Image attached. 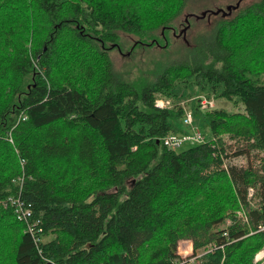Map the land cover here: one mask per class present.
Here are the masks:
<instances>
[{"label":"trees","instance_id":"1","mask_svg":"<svg viewBox=\"0 0 264 264\" xmlns=\"http://www.w3.org/2000/svg\"><path fill=\"white\" fill-rule=\"evenodd\" d=\"M213 1L0 0V264H174L183 240L194 264H264V0L193 13ZM180 86L238 109L181 150ZM23 173L38 245L5 203Z\"/></svg>","mask_w":264,"mask_h":264},{"label":"built area","instance_id":"2","mask_svg":"<svg viewBox=\"0 0 264 264\" xmlns=\"http://www.w3.org/2000/svg\"><path fill=\"white\" fill-rule=\"evenodd\" d=\"M198 101L199 108L202 110H213L215 109V99L213 97H204L201 96L199 98H196ZM168 102L167 105H164V102H161V104L158 103V100L156 101V106L159 108H165L170 107L171 102L169 100H165ZM183 103V104H182ZM180 103V106L183 109L184 115H183V123L185 126L190 127V133H182V134H176L172 133L163 138V144L168 147L169 149H178L182 147L186 143L192 144H200L205 142L206 138L204 133L194 126V119H193V113L191 110H188L186 108V102ZM25 119V117H23ZM11 137V136H10ZM10 140H12L10 138ZM22 170L24 171L25 166V160H21ZM24 173L19 175L14 181L18 185L19 192L16 195L9 196L6 203L11 204L15 208V213L17 214V218L20 221H23L27 225V232L32 235L34 238L36 244L43 242V234L44 229L42 226L36 228L39 221L33 220V211L28 208V206L25 204V202L20 198L22 188L24 185ZM255 190L253 188L249 189V200L253 197ZM239 217L242 218L244 221H247V217L244 214V212L238 213ZM227 233H225L226 235ZM183 243H188L186 240H183ZM191 244V243H188ZM181 246V245H180ZM190 247H192V244L187 246L185 249H183L184 257H181L179 260H176L174 264H194L196 260L201 256V253H198L197 255H194V252L192 249L190 250ZM182 248V246H181ZM188 256V257H187ZM255 263H263L264 262V247L257 252L254 258ZM223 264V263H222Z\"/></svg>","mask_w":264,"mask_h":264},{"label":"rangeland","instance_id":"3","mask_svg":"<svg viewBox=\"0 0 264 264\" xmlns=\"http://www.w3.org/2000/svg\"><path fill=\"white\" fill-rule=\"evenodd\" d=\"M238 1H240V0H214L211 3L203 2L200 5L195 7L194 11H196V12H193V13L200 14L203 8H208V9H212V10L219 8V9H222V11H226L229 6L235 5L236 3H238ZM252 1H254V0H242L241 5H246L248 2L251 3ZM211 19L213 20V22L215 21L214 17H212ZM209 23L210 22H208V19H207V21L206 20L197 21L196 23H194V26L191 27V29L189 27V34L188 35L186 34V32L188 33V31L182 33L183 38L185 35V40L188 38L192 42L195 37H199L200 33L204 32L205 29L207 27H209L208 26ZM187 25L190 26L189 24H187ZM127 46H128L127 43L122 44V48L124 50L127 49ZM111 56H112L114 63L118 69H122V66L124 64H126L127 62H132V59L129 58L128 52H125V55H123V53L121 52L120 49L112 50ZM178 92H179V94L182 95V97H181L182 99L180 100L179 103L186 102V108L188 110H191L193 113L194 126L196 128H199L206 136H208L209 120L206 117V113L209 111H212V109L206 110V111L200 109L199 105H198V101L196 99V98H199L201 96L207 97V95L201 94L200 92H198L193 87L184 88V87L180 86L178 88ZM211 97H213V96H211ZM214 99H215V109H225V110L230 111V112L238 110L237 107L234 105V103H232L226 99H216V97H214ZM161 102H164L163 103L164 105L168 104V102L165 101L164 98L158 99V103L161 104ZM240 107H241L240 109L242 110L241 105H240ZM196 108H198V109L196 110ZM175 126L177 129L176 134H182L183 132L190 133V127L184 126L182 124L181 119L176 121ZM189 146H191L190 143H186L179 150L185 149ZM235 162L241 163V162H246V160L238 158L235 160ZM239 212H240V210H239ZM187 242L192 244V242H190V241H187ZM188 243H183V241L179 242L178 247H177V253L181 257H184V254H182L184 251L183 249H185L187 246L191 245ZM180 245L182 246V248Z\"/></svg>","mask_w":264,"mask_h":264},{"label":"bare ground","instance_id":"4","mask_svg":"<svg viewBox=\"0 0 264 264\" xmlns=\"http://www.w3.org/2000/svg\"><path fill=\"white\" fill-rule=\"evenodd\" d=\"M11 142H12V140H10ZM6 203V202H5ZM6 205H11V204H9V203H6ZM12 206V205H11ZM13 207V206H12ZM14 208V207H13ZM240 212H244V214L246 215V217H247V212H246V210L245 209H240ZM14 213H15V208H14ZM15 215H16V218H17V214L15 213ZM18 219V218H17ZM19 220V219H18ZM33 220H35L34 218H33ZM20 221V220H19ZM249 220H248V217H247V221H245V222H248ZM20 222H22V223H24L23 221H20ZM25 224V223H24ZM40 224L38 223V225L36 226V228H38V227H40L39 226ZM25 226H26V230H27V225L25 224Z\"/></svg>","mask_w":264,"mask_h":264},{"label":"water","instance_id":"5","mask_svg":"<svg viewBox=\"0 0 264 264\" xmlns=\"http://www.w3.org/2000/svg\"><path fill=\"white\" fill-rule=\"evenodd\" d=\"M241 1H242V0L238 1V3L235 5V8H236V7H239ZM228 10H230V12H231V11H232V6H229V7H228ZM230 12H229V13H230ZM214 13L216 14V13H218V11H215ZM205 15H206V13H204V14L202 15V17L205 16ZM185 30H186V29H184V31H185ZM184 39H185V35H184Z\"/></svg>","mask_w":264,"mask_h":264},{"label":"clouds","instance_id":"6","mask_svg":"<svg viewBox=\"0 0 264 264\" xmlns=\"http://www.w3.org/2000/svg\"><path fill=\"white\" fill-rule=\"evenodd\" d=\"M186 241H188V240H186ZM191 242V241H190Z\"/></svg>","mask_w":264,"mask_h":264},{"label":"crops","instance_id":"7","mask_svg":"<svg viewBox=\"0 0 264 264\" xmlns=\"http://www.w3.org/2000/svg\"><path fill=\"white\" fill-rule=\"evenodd\" d=\"M191 250V249H190Z\"/></svg>","mask_w":264,"mask_h":264}]
</instances>
